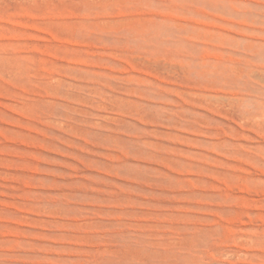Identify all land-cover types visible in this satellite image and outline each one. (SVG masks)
Instances as JSON below:
<instances>
[{
  "label": "rangeland",
  "instance_id": "obj_1",
  "mask_svg": "<svg viewBox=\"0 0 264 264\" xmlns=\"http://www.w3.org/2000/svg\"><path fill=\"white\" fill-rule=\"evenodd\" d=\"M0 264H264V0H0Z\"/></svg>",
  "mask_w": 264,
  "mask_h": 264
}]
</instances>
